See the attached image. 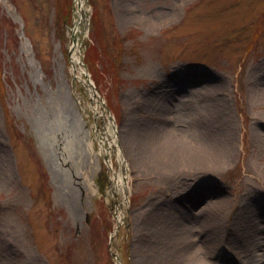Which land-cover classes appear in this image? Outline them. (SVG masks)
<instances>
[{
    "label": "rangeland",
    "instance_id": "374dc122",
    "mask_svg": "<svg viewBox=\"0 0 264 264\" xmlns=\"http://www.w3.org/2000/svg\"><path fill=\"white\" fill-rule=\"evenodd\" d=\"M259 85L264 0H0V236L11 226L18 238L7 247L0 237V264H115L111 251L119 264H164L175 221L192 227L195 264H264ZM205 93L229 119L209 133L234 132L230 157L140 167L125 134L196 127L198 138L210 123ZM220 208L219 244L205 255L207 231L193 226Z\"/></svg>",
    "mask_w": 264,
    "mask_h": 264
},
{
    "label": "bare ground",
    "instance_id": "6f19581e",
    "mask_svg": "<svg viewBox=\"0 0 264 264\" xmlns=\"http://www.w3.org/2000/svg\"><path fill=\"white\" fill-rule=\"evenodd\" d=\"M174 16V10H170L169 14L166 18L173 17ZM78 23V20L76 24ZM147 26V30L153 29L156 27L153 23H147L145 24ZM73 52L72 57L74 58L75 62L79 63L76 57L77 55V47L76 44L73 45ZM176 81V79H172ZM216 88V87H214ZM251 92H253L254 97H259L264 95V85H259L258 88H254L251 86ZM205 99L209 97V107H208V113L210 118L209 126H205L201 124L202 132L198 134V138L196 136V132L193 129L195 128H187V129H179L182 131V133H178V136L174 135H162L158 136L154 131H150L149 133L142 132L140 134L135 133H127L125 134V140H126V146L127 149L131 151V148L133 149L134 159L138 163L140 167H146L150 162H156L158 160H161V163L163 161L165 164L169 167H173L177 163L180 165V167H186L188 169H203V167L212 164L217 165L219 163H223L225 160H227L230 155L232 154L234 150V132L227 131L223 135H215L210 134V125L214 122H223L228 126H230L229 119L227 116L225 118L222 116V111L218 110V106L213 102L210 98L211 95H208V93H205ZM258 98V99H259ZM221 105L225 106V108L228 109V103L227 100L222 99ZM219 104V103H218ZM148 106V105H147ZM162 108H164V105H162ZM67 110V109H66ZM69 114V113H68ZM156 115V112L152 114V111H149V113H145L144 116H148L146 120L154 119L153 117ZM159 115V114H158ZM223 118L219 119L218 117ZM195 119V116L193 117ZM148 121L145 122V126ZM207 124V125H208ZM145 129V127H144ZM143 129V130H144ZM191 133V135H190ZM135 146H132V145ZM61 149H63L62 141L60 142ZM101 148L103 149V146L101 145ZM63 157L64 159H67L65 150L63 151ZM121 161V160H120ZM121 171H118L117 178H120L122 180L123 178V186H127L125 184L124 176L121 174ZM8 174V167L6 162L3 163V166L0 165V181L3 180L6 175ZM1 184V182H0ZM65 200L68 206L72 207L71 205V198L66 197ZM187 203L189 205H195L199 202H197V198L194 196H190L187 199ZM206 203V202H205ZM200 205V204H199ZM73 214L75 212L74 209ZM221 210L222 208L218 209L215 213H210L209 216L211 220L214 217L221 218ZM177 217L176 219H178ZM158 223H155V227H158ZM173 229L168 231V234L166 236V243L169 242L170 247L168 252L165 255L164 264H195L200 257H198V254L194 252V245L191 240V236L189 234L190 227L189 225H182L178 221L176 223L173 222L172 224ZM202 230H206V239L202 242V247L204 254H208L211 252V246L216 245L218 247V241L220 239V230L216 231V226L212 222L203 221L202 219L197 220L195 223V226ZM157 230V229H156ZM1 238H6L5 244L7 247L13 246V244H16L18 238L16 234H14L13 228L10 226L9 228H6L1 236ZM6 247V248H7ZM175 247L172 249L171 248ZM1 248V244H0ZM196 251V250H195ZM171 253V254H168ZM198 259V260H197Z\"/></svg>",
    "mask_w": 264,
    "mask_h": 264
}]
</instances>
